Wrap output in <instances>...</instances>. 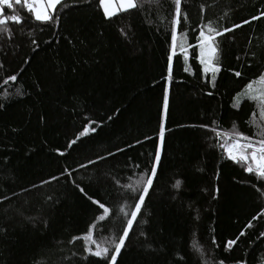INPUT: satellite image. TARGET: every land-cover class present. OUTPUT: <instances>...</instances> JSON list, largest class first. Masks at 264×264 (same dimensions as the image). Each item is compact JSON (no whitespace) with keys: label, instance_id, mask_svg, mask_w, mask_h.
I'll return each instance as SVG.
<instances>
[{"label":"trees","instance_id":"obj_1","mask_svg":"<svg viewBox=\"0 0 264 264\" xmlns=\"http://www.w3.org/2000/svg\"><path fill=\"white\" fill-rule=\"evenodd\" d=\"M63 4L68 7L59 26L43 30L21 6L3 13L20 15L24 23L0 33V102L5 104L0 110V264H98L96 257L82 259V241L69 243L100 214L73 181L112 210L96 231L97 239L111 238L138 199L124 186L139 187L136 182L150 173L158 146L157 175L118 264H218L221 259L264 264V185L213 147L212 131L217 124L230 129L233 123L245 134L255 131L247 123L253 105L245 102L237 109L232 98L264 70V19L218 38L223 63L215 88L192 49L191 74L178 55L168 85L163 77L171 0H140L138 10L110 20L103 18L99 0ZM262 6L264 0L182 2L188 29L202 16L230 27ZM225 12L228 19H220ZM188 43L195 44L191 33ZM11 75L17 80L9 81ZM237 237L226 251L227 242Z\"/></svg>","mask_w":264,"mask_h":264},{"label":"snow or ice","instance_id":"obj_2","mask_svg":"<svg viewBox=\"0 0 264 264\" xmlns=\"http://www.w3.org/2000/svg\"><path fill=\"white\" fill-rule=\"evenodd\" d=\"M183 0H171L174 5V12L171 15L170 21V50L167 56V70L166 75L163 77L167 84L170 85L173 82V59L174 57L182 56L185 72L191 74L190 68L187 66L189 62V49L193 50L194 59L198 62L203 76L207 79L208 84L213 88L216 87L217 76L222 70V48L221 40L225 34L232 33L234 30L241 28L244 25H251L252 22L264 19V6L257 10V14L251 15L250 18L242 20L241 23H233L230 27L222 26L219 20L206 19L201 17V22L196 25L195 28H185L189 23V17L186 11L182 9ZM157 4L161 3V0H156ZM14 6H21L26 9L31 15L32 21L43 30L44 26L58 27L61 20V14L65 7L68 5L63 4V0H0V33L9 34L10 28L7 25H22L24 23L23 18L20 15H3L6 10H15ZM141 6L140 0H99V8L102 10L103 18L110 20L113 16H116L120 12H128L129 10L139 9ZM201 12H204V6L201 5ZM163 19V18H162ZM220 19L227 20L228 13L225 12ZM178 29H184L178 31ZM192 34L195 39V44L188 43V35ZM122 35H127L124 29H121ZM32 35L31 32L28 33ZM71 43V41H69ZM81 43H83L81 41ZM32 44L35 45L36 41L32 40ZM255 56L256 53H253ZM264 56V52L261 53ZM28 61H25L27 63ZM2 67V65H0ZM261 68L264 69V61H261ZM76 69L73 68V72ZM236 77H242L241 71H235ZM9 81H16L17 75H11L7 78ZM18 95H22L19 89ZM212 95L211 92L208 93ZM234 108L239 109L240 106L249 102L253 105V110L250 113V118L247 123L255 128L252 134H245L237 128L233 123L230 129H221L220 125H216L212 128L215 133L216 143L213 147L219 148L225 159L233 162L235 165H239L242 170L252 176L264 185V70L258 69L251 78L247 79V83L238 91L232 98ZM169 104V87L166 86L163 89V108L165 112L168 109ZM5 108V104L0 102V110ZM216 124V122H213ZM201 127H208L207 125H201ZM13 131H16L13 129ZM88 129H85L87 132ZM95 131V128L92 129ZM83 135V134H82ZM165 126L163 121L160 124L159 137L161 142L164 139ZM75 143V141L71 142ZM71 146V144L69 145ZM58 151V150H57ZM121 151V149H117ZM63 155V153H60ZM113 155V153H109ZM97 159H103V157H97ZM161 162V147H157L150 173L147 176H143L142 179L136 183L139 185L129 184L125 185L133 197L136 199L134 208L127 213H124L126 221L123 222V227L115 229L111 238H96V231L99 227L98 222L106 221L111 215V209L106 206L105 203H101L98 199H94L89 196L80 184L73 181L75 187L83 194L93 205L97 206L99 215H95L91 224H89L87 231L79 236H73L69 243L75 241L83 242L82 259L87 260L89 257L99 258L98 264H118V257L121 255L122 250L126 248L127 242L130 240V232L133 231L134 222L137 221L138 214L141 213L142 207L145 203V198L149 193V189L153 185V180L157 175V169ZM88 163H94L89 161ZM85 167V165H81ZM65 173H68L65 170ZM62 173L61 175H64ZM219 173H217V176ZM52 180H57L58 177H51ZM49 181H42V183H48ZM181 181L177 180L174 187L179 188ZM255 187V185H253ZM219 188L214 189L213 198L219 193ZM257 191H260L257 189ZM264 196V192H261ZM123 212V209H121ZM256 219V217H253ZM251 227V222H249ZM4 232V228L0 227V233ZM140 235H144L143 232ZM241 236L244 232L240 233ZM260 236L264 237V232L260 233ZM229 240L225 245V250H231L237 240ZM212 243L216 245L215 236L212 237ZM193 247H196L194 244ZM218 264H225V261L221 259ZM235 264H247L244 260H237Z\"/></svg>","mask_w":264,"mask_h":264},{"label":"rangeland","instance_id":"obj_3","mask_svg":"<svg viewBox=\"0 0 264 264\" xmlns=\"http://www.w3.org/2000/svg\"><path fill=\"white\" fill-rule=\"evenodd\" d=\"M140 179H142V178H140ZM140 179H139V180H140Z\"/></svg>","mask_w":264,"mask_h":264}]
</instances>
